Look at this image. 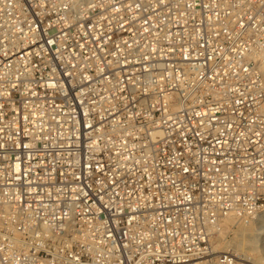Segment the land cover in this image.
<instances>
[{"label": "built area", "instance_id": "2783aa9c", "mask_svg": "<svg viewBox=\"0 0 264 264\" xmlns=\"http://www.w3.org/2000/svg\"><path fill=\"white\" fill-rule=\"evenodd\" d=\"M264 212V0H0V264H250Z\"/></svg>", "mask_w": 264, "mask_h": 264}, {"label": "rangeland", "instance_id": "374dc122", "mask_svg": "<svg viewBox=\"0 0 264 264\" xmlns=\"http://www.w3.org/2000/svg\"><path fill=\"white\" fill-rule=\"evenodd\" d=\"M236 222L237 221L229 224L228 228H226V230H224V234L220 233V237H223V239L221 240V238H220V244H219L220 247L218 245H217V247L221 248L226 243H231V241H232V243L234 242L233 245H235V248H236L237 247L236 245L239 241H241V242L243 241L244 243H246V241L249 242L250 240L255 239V243H248L247 244V246H246L247 250L245 252V255H247L248 258L247 257H245V258L250 261V264H264V218L262 219V218L258 217L257 219H251L249 221H244V224H245V222H246V224L251 223L253 228H251L250 230H245V229L242 230V228L238 229L239 224L236 225L235 224ZM239 222H242V221L239 220ZM241 235H243L244 238ZM248 238H250V239H248ZM244 245H246V244H244ZM240 252H242V251H238L237 254H241ZM256 258L258 259V261H254V260H257Z\"/></svg>", "mask_w": 264, "mask_h": 264}, {"label": "bare ground", "instance_id": "6f19581e", "mask_svg": "<svg viewBox=\"0 0 264 264\" xmlns=\"http://www.w3.org/2000/svg\"><path fill=\"white\" fill-rule=\"evenodd\" d=\"M258 217H260V218H264V212L263 213H261V214H259V215H257L254 219H257ZM235 221H237L235 224L236 225H238V229H241L242 228V230H250L251 228H253V226L251 225V223L249 224H246V222H245V224H244V221H242V222H239V219H236L235 217H233V216H230V217H226L225 219H223L221 222H220V224H219V230H218V238H217V241H216V245H215V250L217 251V252H227V251H231V252H235V253H237L238 251H242V252H240L241 253V255H243L244 257H247L248 258V256L247 255H245V252H246V246H247V244L248 243H255V239H252V240H250L249 242H247L246 241V243H244L243 241L241 242V241H239L238 243H237V247L235 248V245H233L234 244V242L232 243V241H231V243H226L225 245H223L221 248H219L220 246H219V244H220V238H221V240L223 239V237H220V233H223L224 234V230H226V228H228V226H229V224H231V223H234ZM253 230V229H252ZM259 231V230H258ZM244 232V231H243ZM250 232V231H249ZM242 237H243V235H241ZM244 238V237H243ZM253 238V237H252ZM248 239H250V238H248ZM257 240V239H256ZM237 242V241H236ZM244 244H246V245H244ZM217 245L219 246V247H217ZM234 248V249H233ZM252 249V248H251ZM258 249V248H257ZM259 258V257H258ZM254 259V258H253ZM257 259V258H256ZM254 261H258V259L257 260H254ZM260 262V261H259ZM258 262V263H259Z\"/></svg>", "mask_w": 264, "mask_h": 264}]
</instances>
